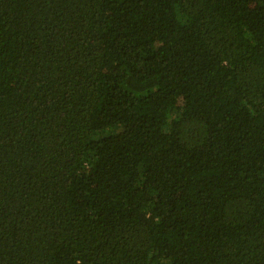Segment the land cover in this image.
<instances>
[{"label": "trees", "instance_id": "obj_1", "mask_svg": "<svg viewBox=\"0 0 264 264\" xmlns=\"http://www.w3.org/2000/svg\"><path fill=\"white\" fill-rule=\"evenodd\" d=\"M0 264H264V0H0Z\"/></svg>", "mask_w": 264, "mask_h": 264}]
</instances>
